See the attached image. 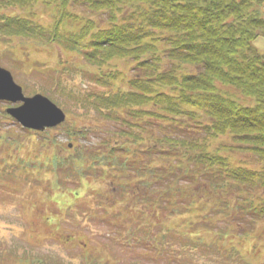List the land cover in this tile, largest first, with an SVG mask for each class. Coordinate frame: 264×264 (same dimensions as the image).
Listing matches in <instances>:
<instances>
[{
	"label": "trees",
	"instance_id": "1",
	"mask_svg": "<svg viewBox=\"0 0 264 264\" xmlns=\"http://www.w3.org/2000/svg\"><path fill=\"white\" fill-rule=\"evenodd\" d=\"M262 1L0 0V38L72 54L73 70L101 90L80 102L112 129L67 162L99 166L98 179L120 184L123 208L183 217L171 229L186 242L180 256L210 249L261 264L257 244L245 255L238 245L264 231V52L254 45L264 39ZM36 5L55 11L49 28L21 17Z\"/></svg>",
	"mask_w": 264,
	"mask_h": 264
},
{
	"label": "rangeland",
	"instance_id": "2",
	"mask_svg": "<svg viewBox=\"0 0 264 264\" xmlns=\"http://www.w3.org/2000/svg\"><path fill=\"white\" fill-rule=\"evenodd\" d=\"M261 9L264 14V0ZM30 11L32 16L22 12L21 17L45 28L53 25L52 7L36 5ZM7 12L12 15L14 11ZM0 41V67L12 74L24 95L42 94L67 116L65 124L40 134L0 125V264H19L18 259L24 257L63 264H169L170 260L172 264H241L220 259L210 249L180 256L186 242L171 229L180 226L183 217L164 218L158 209L153 213L158 217L153 218L147 207L123 208L119 205L128 200L122 199L120 184L98 179L99 166L91 170V162L84 167L67 162V157H77V147L97 150L95 146L112 129L109 122L100 120L93 109L80 102L87 93L101 92L99 86L76 73L73 68L78 61L72 54H61L55 46L35 47L30 41L13 37ZM254 45L264 52V39ZM64 59L71 62L63 66ZM116 64L122 69L121 63ZM91 123L96 126L94 133L69 136L74 128ZM69 144L75 148H68ZM131 190L135 188L127 189L126 195ZM256 231L255 238L238 247L245 255L257 244L260 258L258 252L253 259L262 264L264 231L261 227ZM156 239L160 240L157 244ZM152 246L162 249L154 253Z\"/></svg>",
	"mask_w": 264,
	"mask_h": 264
},
{
	"label": "water",
	"instance_id": "3",
	"mask_svg": "<svg viewBox=\"0 0 264 264\" xmlns=\"http://www.w3.org/2000/svg\"><path fill=\"white\" fill-rule=\"evenodd\" d=\"M0 100L22 103L20 107L10 109L7 113L26 129L42 132L65 121V113L48 98L40 94L30 98L24 97L21 88L13 82L10 73L2 68H0Z\"/></svg>",
	"mask_w": 264,
	"mask_h": 264
},
{
	"label": "flooded vegetation",
	"instance_id": "4",
	"mask_svg": "<svg viewBox=\"0 0 264 264\" xmlns=\"http://www.w3.org/2000/svg\"><path fill=\"white\" fill-rule=\"evenodd\" d=\"M18 106H20V103H12L9 101L0 100V125L5 124L7 126L8 125L17 126V123L15 122V120L7 114V109L16 108ZM0 138H1V135H0Z\"/></svg>",
	"mask_w": 264,
	"mask_h": 264
}]
</instances>
